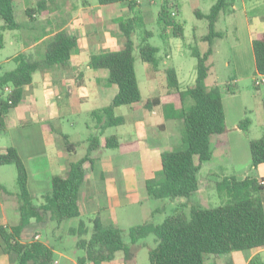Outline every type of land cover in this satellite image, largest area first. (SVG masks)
Returning a JSON list of instances; mask_svg holds the SVG:
<instances>
[{
	"label": "trees",
	"instance_id": "1",
	"mask_svg": "<svg viewBox=\"0 0 264 264\" xmlns=\"http://www.w3.org/2000/svg\"><path fill=\"white\" fill-rule=\"evenodd\" d=\"M16 1L19 0H0V20L3 21L0 26V47L3 45L1 31L19 27L14 13ZM97 1L103 6L125 2L131 16L127 19L129 24L120 23L125 36L123 48L117 52L94 54L88 63L89 67L105 69L107 83L116 85L117 89L108 105L91 111L97 133L88 136L85 155L68 162L65 176L54 175L51 178L50 190L42 195V202L37 204L28 190L27 169L17 149L9 145L0 151V165L14 164L16 169L15 192L0 184L1 196L7 201L15 202L19 213L16 225L0 226L1 247L12 264H54L52 246L31 234L34 231L32 222L43 227L48 221L59 224L66 219L80 217L79 190L85 180L86 166L93 161L91 153L101 147L124 151L135 146L131 142L121 143L115 134L105 136L104 144H101L103 131L107 127L125 122L124 116L114 113L115 107L141 103L145 108L152 109L160 105L164 119L182 120L185 147L162 151V177H151L145 181L148 196L156 199L188 197L195 193L198 189L197 173L201 165L212 156L210 136L229 130L225 120L222 90L234 93V86L225 82L223 88L218 85L207 87L205 78L209 71L207 60L212 53V41L221 35L215 30V22L221 12L229 9L230 0H215L207 13L195 11L198 17L207 19L208 31L202 38L208 41L209 48L204 53H200L197 48L190 51L196 58L193 84L181 89L175 67L168 66L163 70L165 93L146 99L142 98L136 77L131 30L126 28L130 22L140 18L135 10L137 0ZM262 1L264 5V0ZM170 8L168 2L162 1L158 10L161 36L169 34L184 38L183 24L170 14ZM25 12L30 19L33 18L34 7L26 8ZM147 35L148 32L142 39L139 55L150 64L153 71H157L160 63L157 57L159 49L146 41ZM76 47L75 36L58 32L45 45L42 60L30 59L24 52L14 55V68L0 73L2 129L4 117L21 101L23 89L32 81V74L45 68L66 66ZM252 53L255 75H264V31L259 32L252 40ZM81 76L80 71L77 74V85L83 81L79 78ZM6 85L11 86V93L8 94L12 99L10 105L1 97ZM187 99L191 100L188 106ZM251 122V118L246 115L238 121L237 127L248 133ZM64 138L66 139V135ZM220 144L221 141H217L215 145ZM249 149L251 168L264 164V126L260 137L249 139ZM263 189L264 184L253 176H223L215 182L221 204L210 207L191 204L188 213L179 209L160 223L148 221L131 225L128 227L129 243L123 241L121 228L114 224L105 225L98 215L89 218L91 228L84 219L79 218L77 225L68 229V233L78 237L76 246L85 252L77 258V264H102L113 260L118 251L124 253L125 260H131L134 256L132 246L151 234L156 243L149 248V264H203L207 254L217 255L264 247ZM158 210L160 208L155 209ZM88 233V238L83 237ZM247 264H264V260L257 254Z\"/></svg>",
	"mask_w": 264,
	"mask_h": 264
},
{
	"label": "rangeland",
	"instance_id": "2",
	"mask_svg": "<svg viewBox=\"0 0 264 264\" xmlns=\"http://www.w3.org/2000/svg\"><path fill=\"white\" fill-rule=\"evenodd\" d=\"M150 0H142L143 6L148 5ZM155 3L150 5L149 14L140 17L134 22H130L126 28L131 30V40L134 48L132 54L134 56V67L136 72L137 81L141 90V95L146 98V93L149 92V86L146 82L154 79L155 90L154 94H160L164 91V68L168 66H174L178 72L179 86L181 89H185L192 85L195 79L196 70L195 63L196 58L191 55L190 51L197 48L200 53H204L209 48V43L206 40L200 39V35L207 33V19L198 17L195 11L207 12L209 5L212 0H185L184 4L180 7V11L176 15V20L183 24L184 38L174 37L171 35L161 36L160 24L158 23V10L160 6V0H154ZM237 3L238 10L242 8V0H234ZM32 0H19L15 3V20L19 23V27L15 29H6L1 31L3 34V45L0 47V73L6 70L13 69L15 62L13 60L14 55L18 52H25L27 55L33 50L29 48V45L34 44V50L37 53L34 59L42 60L43 52H39L42 46L46 45L53 37L52 31L55 32V28H60L64 25H60V22H66V19L77 16V20L86 21L90 18V21H96L103 23L106 19L105 7H102L97 0H37L34 8L38 13H41V17L30 19L24 11H20L22 6L32 5ZM38 5V6H37ZM103 8V9H102ZM131 13L127 10L125 14H118L117 16L109 15L108 27H106V35L116 38L117 44L115 47L108 50V52L120 51L125 42L124 32L121 29L120 23L124 22L129 24L128 18ZM218 21V26L227 25L229 31L228 35L219 39L216 38L211 44L212 53L208 57L209 71L205 78V85L207 87L218 85L223 88L225 82L232 83L234 86V94H239V100L243 104H247L251 111L248 116L253 120L252 134L251 135H262L263 129L259 124V115L263 107L264 101V83L261 82L258 86L254 84V77L245 78V62L238 64L234 57L233 44L235 42V36L232 26L231 19H224L221 17ZM42 18L48 20L50 24H42ZM111 19V20H110ZM3 21L0 20V26ZM33 26V28H31ZM74 33L78 35L79 28H74ZM66 33V31H62ZM146 41L151 45L158 47L157 57L160 59L158 71H153L150 64L143 61L139 55V47L142 44V39L146 35ZM67 34V33H66ZM73 35L74 34H70ZM76 48L73 50V52ZM94 54H98L93 52ZM92 54V55H94ZM235 60V62H234ZM86 66H84L85 68ZM64 68L70 70V66L67 64ZM98 69V68H97ZM100 69V68H99ZM105 72L104 69H100ZM236 70L243 74L242 78H236ZM39 73V71H37ZM37 75H35L34 80ZM260 78L259 75L255 76ZM112 92L107 94L89 95L88 97L81 99L80 94L84 92L83 89H75L73 94L65 95L61 94L56 99H51L50 102L59 101L56 107V116L52 117L47 122L48 132L54 128L56 132L55 137L53 136L54 142L64 144L66 139L72 143L74 151L71 152V159L77 160L85 155L87 151V138L91 134L97 133L95 127V120L91 116V111L94 109L102 108L109 104L112 97L111 93L116 90V85L112 84ZM224 92V90H222ZM150 94H153L150 92ZM153 94V95H154ZM239 102L238 99H236ZM191 100L187 99L186 105H190ZM140 104L135 103L133 105L125 104L119 105L114 108L116 115H123L125 117V123L117 126L107 127L103 131V137L111 134H115L121 141L129 140L130 138L138 139L140 143L139 154L143 155L142 162H138L133 165V176H132V187L139 188L141 193L145 192L144 176L149 171L152 177H162L161 164L160 167L153 165L148 168V162L146 159L147 152L157 151L155 147V141L161 137L171 138H182L183 123L180 119H174L171 121V131L166 132L160 131L156 127V123L161 120L160 115L155 114L154 111L146 108H140L138 111L135 107L139 108ZM20 108H27L25 103L19 104ZM132 107V108H131ZM26 110V109H25ZM28 110V109H27ZM29 112V111H27ZM132 115H137L143 118L146 126L142 129L138 123L133 120ZM28 117L31 121H36V113L29 112ZM46 116L45 119H48ZM33 128V129H32ZM29 130L35 132L36 127H30ZM142 131L144 133L142 134ZM16 131L0 130V145H10L11 141L16 138ZM49 134V133H48ZM47 134V135H48ZM180 136V137H179ZM216 134L210 136L211 148ZM51 139V134L48 135ZM150 145V148L147 146ZM155 148V149H154ZM118 152L117 149L100 148L91 153L93 157L92 165L87 166L86 179L83 184L91 181L90 184L100 185L99 171L103 168L101 160L96 159L99 155H113ZM114 163V162H113ZM206 166L199 172L198 178L201 179L202 171L205 170ZM121 171L124 169L123 166L119 168ZM151 169V170H148ZM249 174L253 175L254 170L251 168ZM204 175V173H203ZM239 176L241 174H238ZM0 178L1 182L6 188L15 190L16 186V169L14 164L0 165ZM88 179V180H87ZM126 182L129 180L125 178ZM205 183L204 179L202 180ZM131 184V181H129ZM114 185V182H110ZM83 184L81 186H83ZM118 185V183H117ZM209 188V186H206ZM211 188V187H210ZM213 188V187H212ZM209 194L203 196L204 204L202 207L215 206L222 203L221 198L217 195L216 190H208ZM187 197L179 196L176 198H161L156 199L150 196L135 202L132 205H126L118 207L106 214H114L118 218V227L122 230V238L125 243H129L128 227L134 224L151 221L153 223L162 222L168 215L173 214L179 209H183L186 213L189 212V206L192 203V199L185 201ZM36 203L37 201L34 200ZM207 203V204H206ZM186 204V205H185ZM200 205V204H198ZM156 208L160 210L155 211ZM92 214H82L80 217L69 218L61 223L57 224L55 221H49L43 227H38V231L41 236V240L48 242L53 248L54 264H77V258L85 254L84 250L76 246L78 237L76 235L68 233V229L71 226H76L79 218L84 219L87 222L89 228L88 216ZM83 237L88 238L89 233ZM154 235H149L145 238L140 239L135 246V257L133 260H125L124 253L118 251L116 253V259L122 261V264H149V247L155 245ZM242 251V250H241ZM244 251V250H243ZM233 254H239L240 250L233 251ZM214 255V254H213ZM216 261L230 262L232 257L229 255L217 254L214 255ZM238 256V255H237ZM237 261V260H235ZM238 263V262H237Z\"/></svg>",
	"mask_w": 264,
	"mask_h": 264
},
{
	"label": "crops",
	"instance_id": "3",
	"mask_svg": "<svg viewBox=\"0 0 264 264\" xmlns=\"http://www.w3.org/2000/svg\"><path fill=\"white\" fill-rule=\"evenodd\" d=\"M36 1L37 0H32L33 4L30 6H22L20 11L25 12L26 8L36 6ZM162 1L163 0H160V5ZM214 1L215 0L211 1L208 7L209 9ZM184 2L185 0H176L177 14ZM153 3H155V1L150 0L148 5L143 6L142 0H137L135 10L138 11L140 17L145 16L149 14V12H151L150 5ZM101 6L105 7L104 11L106 13V19H104L103 23L100 24L96 21H90V18L86 21L81 22L80 20H77V16H75L73 18L66 19V22H60L61 26L64 25L63 28H60V30L56 27L54 29L55 32L52 31L51 34L53 36L58 32L66 31L67 34H74V36L77 38L76 50L71 53V57L68 61L70 70L64 67H54L50 69L45 68L43 70H40L39 73L35 71L32 74V81L23 89V96L21 101L16 107L10 109L4 117V129H2V131H7L8 133H10V131H16V138L11 141L10 145L14 146L17 149L22 161L25 164V167L27 169V187L33 199L37 201V204L42 202V195L50 190L51 178L54 175L65 176L67 173L68 162L73 161L70 157L71 152L74 151V149L72 148L73 144L68 142L67 139H65L63 145L59 142H54L53 144V136L55 137L56 132L54 131V128L51 129L50 132H48L47 127H45L48 124L47 122H49L52 117L56 116V107L59 104L58 100L56 102H50V100L56 99L61 94H65L67 96L71 95L76 88L84 90V92L80 94L81 99H84L89 95L101 96L102 94H107L108 92H110V89L112 92V84L107 83L106 81L107 71L105 69V72L100 70L103 68L97 69L89 67L88 63L91 60L92 54H94L93 52H108L109 49L116 46V38L106 35V27H108L107 22L109 20V15L117 16L118 14H125L128 10V5L125 2H118L112 6ZM37 12L38 9L36 10L34 8V12L32 15L33 18L41 17L42 14H37ZM198 12L205 13L199 10ZM221 14L222 18H229L231 19L232 23H234L232 29L236 36L235 42L232 47L234 50L233 58L237 61L238 64H243L245 62V78H255V76L257 75H255L254 73L252 40L259 32L264 31L263 1L242 0V8L238 10L237 3L234 0H230L229 9L227 11L221 12L220 15ZM220 15L215 22V30L218 31L221 35L219 37H215L213 41L216 38L221 39L224 36L228 35L229 29L227 25L218 26V21L221 20ZM42 21V24H50V22L48 20H45L44 18H42ZM31 28H33V26ZM74 28H79L78 35L74 33ZM205 34L206 33L201 34L199 38L204 40L202 37ZM213 41L212 43H214ZM34 47L35 46L33 43L29 45V48L33 49L29 53V55L24 52L30 59H34V56L37 53V51L34 50ZM44 49L45 45L42 46L39 52L44 53ZM84 66L86 67L84 68ZM80 71L82 73V76L79 78L83 81L81 80L82 82L80 81V85H77V74ZM236 72L237 73L235 75L237 79L243 77V74H241L240 71L236 70ZM35 75H37V77L34 80ZM146 83L149 86V92L146 93V98L160 96L166 91V82L164 84V91L157 95L154 94L155 92L153 91L155 90L154 79ZM115 92L116 90L114 91V93ZM150 92L154 95L150 94ZM114 93H111L112 96L114 95ZM236 99L239 100V94L235 95L234 93H228L225 90L224 92H222L225 120L229 130L225 133L216 134L214 143L212 145L213 148L211 159L204 162L197 173L198 177L199 172L203 169V167L206 166L205 170L202 171L201 179L198 178V189L195 193L186 198V202L192 199L191 204L203 205L205 199H203L202 197H207V195L209 194L208 190H212L213 188L215 189V182L221 179L223 176L236 175L240 178H243L245 176H253L258 180L264 177V164H260L256 168H252L254 170V174H249V170L251 169L249 139L258 138L261 135H251L253 127V120L251 117L250 118L252 122L248 133H245L243 130L237 127L238 121L241 120L244 116L248 115V113L250 114L251 109L246 103L243 104L242 102H240V100L239 102H237ZM262 102L263 107L260 111V117L258 121L261 126V130L264 126V101ZM20 103H25L27 105V108H25L26 110L24 108H20ZM139 104V108L135 107V110L133 109L134 112L138 111L140 108H145L141 103ZM149 110H151V112L154 111L155 114H158L161 117V120L156 123L157 129L163 132H166L167 130L168 132L169 130L171 131V127L168 126L170 124L168 123H170L174 119H164L160 105L154 106ZM27 111L36 113L37 120L31 121V119L28 117L29 112ZM46 116H49L48 119H45ZM132 118H134L133 120H135V122L138 123V125L141 126L142 129L144 128V126H146L142 117L132 115ZM30 127H36L37 130L33 132L29 130ZM48 133L51 134V139L48 138ZM143 133L144 131H142V134ZM104 137H101L102 145L104 144ZM217 141H221V144L219 146L215 145ZM120 142H131L135 144V146L130 148L129 150L124 151L117 149L118 152L113 155H99L98 157H96V159H98L99 161L101 160L103 166V168H101L99 171L100 185L93 186V184H90L91 181L89 180V182H85L79 190L80 214L82 215L91 213L92 215L88 216V218H92L93 216L98 215L105 225L114 224L118 226L119 224L116 215H114L113 213H106L118 207L132 205L135 202L146 198L147 196L146 188L144 193L139 194L140 189L132 187V176L134 172L132 166L137 164L139 161L142 162L143 159V155L138 153L140 148L139 140L130 138L126 141L120 140ZM5 144L7 143L0 145V151L9 146ZM155 144L157 151L152 152L151 150L150 152H147L146 155L149 166L148 168H150L151 166L153 167V165L156 166V163L157 166L160 167V154L162 151L182 149L185 147L183 137L176 139L165 136L158 138V140L155 141ZM67 146L69 147V149H67ZM147 147L150 148V145ZM121 166L124 167L122 171L119 169ZM238 174L241 175L239 176ZM151 177L152 176L148 171L147 174L143 177L144 185L146 179ZM125 178L131 181V184L129 181H124ZM203 179L205 181L204 184L202 181ZM111 181L114 182V185L110 183ZM0 184L4 185L1 182V178ZM206 186H209V188H206ZM10 191L15 192L16 189ZM261 197L264 210V189L261 192ZM206 206L210 207L209 205ZM18 222L19 213L16 209L15 202L3 199L0 194V226L16 225ZM32 225L34 231L31 234H35V237L38 236V238L41 239L40 233L38 231L39 225L34 221L32 222ZM135 246H132L134 250L133 258L135 257ZM233 253V251L225 253L226 255H229V257L235 255V258L232 257V260L230 262L216 261L215 257L217 256H214L213 254H207L205 256L203 264H247L249 260L257 254L260 255V257L264 260V247L245 249L244 251L240 250V252H238L239 254ZM133 258L131 260H133ZM0 264H12L9 256L2 250L1 238ZM102 264H122V261H118L115 256L113 260L104 261L102 262Z\"/></svg>",
	"mask_w": 264,
	"mask_h": 264
},
{
	"label": "built area",
	"instance_id": "4",
	"mask_svg": "<svg viewBox=\"0 0 264 264\" xmlns=\"http://www.w3.org/2000/svg\"><path fill=\"white\" fill-rule=\"evenodd\" d=\"M163 1H166L168 2L170 5H171V8H170V14L172 16H176L177 15V5H176V0H163ZM260 78H257L255 77L254 78V84L255 85H259L261 82H264V75H259ZM11 93V86H4L3 89H2V98L6 101V103L8 105H10L12 103V99L8 96V94ZM0 109H1V105H0ZM0 117H2V114L0 112ZM2 129V125L0 123V130ZM259 182L261 184H264V179H260ZM35 238H38V236H36ZM89 264V263H87Z\"/></svg>",
	"mask_w": 264,
	"mask_h": 264
}]
</instances>
